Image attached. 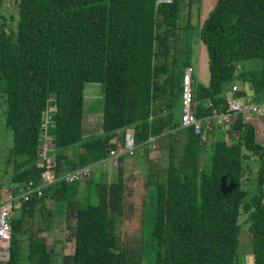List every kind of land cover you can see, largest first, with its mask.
Listing matches in <instances>:
<instances>
[{"label": "trees", "instance_id": "16d2710c", "mask_svg": "<svg viewBox=\"0 0 264 264\" xmlns=\"http://www.w3.org/2000/svg\"><path fill=\"white\" fill-rule=\"evenodd\" d=\"M3 1L0 99L12 132L8 163L13 164L14 193L41 182L39 153L49 107L54 111L46 132L58 178L104 159L115 147L111 139L120 133L124 139V131L131 129L137 147L158 139L165 148L164 174L143 181L141 205L152 212L148 246L155 250L154 264H240L244 226L251 264H264V142H257L253 125L238 114L227 139L213 130L208 172L201 162L205 142L192 129L172 131L179 127L173 111L181 105L193 42L201 46L202 57L191 84L197 118L225 111L228 82L242 85L236 94L246 104L264 102V0H215L209 11L200 7L197 24L191 22V9L201 0L157 6V0H17L16 29L8 32ZM86 83L102 87L103 106L102 134L85 140ZM179 132L185 134L181 149L176 147ZM75 146L80 152L64 153ZM250 161L258 165L255 184L244 188L253 172ZM223 177L226 184H237L229 194L220 191ZM71 186L60 180L42 198L13 211L9 256L0 264H52L53 251L43 233L50 230L53 213L45 199L66 206L74 220L72 251L62 264H145L142 238H132L133 248L125 249L116 232L121 178L98 184L95 203L86 207L68 198Z\"/></svg>", "mask_w": 264, "mask_h": 264}, {"label": "rangeland", "instance_id": "374dc122", "mask_svg": "<svg viewBox=\"0 0 264 264\" xmlns=\"http://www.w3.org/2000/svg\"><path fill=\"white\" fill-rule=\"evenodd\" d=\"M17 0H4L3 4L1 6L2 13L4 17L6 18L5 22V30L8 31H14L16 29V23H17ZM195 4H193L194 6ZM207 8H204L203 11H205ZM210 10V9H209ZM208 10V11H209ZM194 14H195V6H194ZM198 21H192L193 24H197ZM196 27V25H193ZM193 34V41L196 40V32H192ZM191 55L187 57V59L191 62V65H198L201 62V54H200V48L201 46H198L195 42L192 44H189ZM247 65H245V68ZM201 83L202 80H200ZM94 83L86 84L84 92L85 95L89 96L90 92L89 89L92 87ZM96 89H93L94 94L92 95V98L90 102L93 104L91 105V108H89L87 98L84 97V107L83 111L84 114L86 115L85 118L93 119L94 126L96 130L95 132L90 134L91 137H98L101 135V133L98 131L100 129V124H101V113H102V106H103V100H102V89L99 85L95 86ZM225 88V93L224 96L227 99L229 96H234L238 91H242L243 87L238 81H233V82H228L224 85ZM229 89V91H228ZM245 98V97H244ZM245 100V99H244ZM3 100L0 99V184L3 189H7L6 185L10 183V178L13 173V164L8 163V157L10 150L12 148V132L10 129H8L5 125V119L4 115L2 113L3 108ZM182 117V107L181 105L176 106L174 111H173V122L174 124H178L181 121ZM260 122L263 123L264 125V118L260 117ZM251 123V122H250ZM253 123V122H252ZM251 123V124H252ZM256 123V121H255ZM253 125V124H252ZM253 127L255 128V132L257 134V142L263 143L264 142V133L258 127L254 124ZM216 135L217 133H220L222 136L224 135V139H227L226 131H222L220 129H215ZM220 130V131H218ZM178 131V130H176ZM214 131L206 134V142H205V148L204 152L201 155V162L205 166L203 167L206 172L209 171L210 169V157H211V152H212V134ZM84 138L88 136H83ZM177 138V143L176 147L177 148H182L184 143H185V134L179 132L176 135ZM212 138V139H211ZM160 145L157 144L156 150L153 152V156H156L158 159L153 163L152 168L156 170V172L159 175L164 174V167H165V161H164V146L163 143L160 141ZM77 147V146H75ZM70 149L74 150V147H71L67 150L64 151L66 152ZM152 150V149H151ZM158 151V152H156ZM162 153V154H161ZM129 161L135 162L136 167L134 164L130 165L127 167V173L132 174L134 176V179L132 181H138V183H142L143 180H149L148 174L150 171L154 170H149V165L147 164V160L143 157L142 153L139 154L137 157H130ZM111 166L108 161H105L103 164H97L93 166V176L90 182L87 181H77L76 183L72 184V188L77 186L78 188L83 187L86 185L88 182V187L91 185H94L97 180V173L96 170L100 169L102 171H105L106 169H109ZM250 167L252 169V174L247 178L248 181L243 182V187L246 188V186H253L255 184V178H256V173L258 169V165L255 162L250 161ZM114 169L116 170V167L112 165V170L114 172ZM107 177V173H106ZM245 179V180H247ZM244 180V181H245ZM142 185V184H141ZM8 191V190H5ZM11 192V191H10ZM76 195V196H75ZM74 196H70L69 199L71 201H77L81 198V205L82 207H86L87 204H90V201L88 200L89 198L86 197V194H81V192H78V194H75ZM52 202V201H51ZM142 211V213H141ZM62 212V214H61ZM66 212L68 211V208L66 206L62 207L60 210V214L58 219L61 220L60 224H57L56 230L52 231L47 237V241L49 244V248L52 249L53 254H52V264H62V257L71 253L72 251V240H73V235H72V228H73V218L69 215H66ZM152 216V212L150 208H145V207H139V208H134V209H128L127 212L124 213V216L121 212L120 217H125L127 221H125L123 224L118 226L117 232L120 234V241L122 244H125V249H131L132 243L131 240L132 238H142L143 245L145 246L144 250V262L145 264H154V254L155 252L153 247L148 246V239H149V234H150V227L153 223V220L149 218ZM37 223V221H36ZM142 234L140 235V233ZM150 247V249H148ZM152 248V249H151ZM250 236L247 232V228L244 226L241 228L240 235H239V247H238V256L239 259L242 261L243 264H251L252 258L250 256ZM245 258V260H244ZM245 261V262H244ZM2 263V262H1ZM240 263V264H242ZM69 264H73L72 261L69 262Z\"/></svg>", "mask_w": 264, "mask_h": 264}, {"label": "built area", "instance_id": "2783aa9c", "mask_svg": "<svg viewBox=\"0 0 264 264\" xmlns=\"http://www.w3.org/2000/svg\"><path fill=\"white\" fill-rule=\"evenodd\" d=\"M194 67H187L184 70L182 78L181 90V107L182 117L177 130L192 129L195 136H199L202 142H206V134L214 129L227 131L229 129L232 118L235 115L241 114L244 120L252 122L253 116H264V102L259 104H246L244 98L229 96L226 99V109L223 113H217L215 110L212 115L197 118L193 111L192 104V75ZM48 111V110H47ZM47 111L45 113V126L44 135L47 130ZM176 131V130H172ZM51 140V139H50ZM49 140V141H50ZM136 149L134 134L128 132L123 139L122 151L119 153L117 150L109 148L108 154L114 160V165L120 155L133 156ZM41 151V150H40ZM52 162L43 161L41 168V182L37 185L28 183L18 193L10 191H3L0 194V260L6 262L9 256V245L11 240V216L14 210L18 209L22 203L28 202L31 199L42 198L45 191H49V187L62 180L67 184H74L77 181H84L91 177L90 166H84L74 169L58 178L52 171Z\"/></svg>", "mask_w": 264, "mask_h": 264}, {"label": "crops", "instance_id": "0c3cea01", "mask_svg": "<svg viewBox=\"0 0 264 264\" xmlns=\"http://www.w3.org/2000/svg\"><path fill=\"white\" fill-rule=\"evenodd\" d=\"M214 1L215 0H201V6H199L197 3H194L195 4L194 5L195 6V14H194V6H192V9H191L192 10L191 22L194 21V20L195 21L199 20L200 7H201V12H205V11H207V10H209L211 8V6L213 5ZM204 8H207V9L205 11H203ZM191 66L195 67V69L197 68L196 64L195 65H191ZM86 84H90L91 85V83H86ZM86 84L84 85V89H85ZM97 85H99V84L94 83L92 85V87L89 89V92H90L89 96L85 95V92L83 93L84 94L83 97L87 98V101H88L87 103L89 105V108H91V105H93L90 102V100L92 98V95L94 94L93 89H96L95 86H97ZM101 89H102V87H101ZM83 107H84V105H83ZM53 111H54V108L53 107H49V109L47 111V127L49 126V116H50L51 112H53ZM85 116L86 115L84 114V111H83L81 135H82V138L86 140L88 138H91L90 134L94 133L95 132L94 130H96V128L94 126L93 119L88 118V115H87V119H86ZM101 116H102V113H101ZM262 117L264 118V116H262ZM251 121L253 122V123L252 122L251 123L253 125L255 124L258 127V129H260L261 131L263 130V128H264L263 126L264 125H263V123L260 122V117L258 118L256 116H253ZM255 121H256V123H255ZM98 131L102 134L101 125H100V129ZM124 132L125 133H128V132L133 133L131 129H127ZM83 136H88V137L84 138ZM50 139L51 138H50V136H48L47 133H46V135L43 136L42 145H41V151L39 153V155L41 156V161H42V162L40 161L39 164H38L40 167L43 164L44 160L51 163L52 147L50 146V141H49ZM256 140H257V134H256ZM159 143H160V140H158V139H150V144L147 145L146 147H143V146L142 147H137V145H136V149H135L134 155L133 156L120 155L118 157V159H117L116 165H114V160L111 157H109V154L104 159H102L101 161H98V162H96V163H94L92 165H89L92 175H91L90 178L87 179L88 182L91 181L92 176H93V166H95L97 164H103L105 161H108L111 167L109 169H106L105 171H102L100 169L96 170L98 180H97V182L94 185H91V186L88 187L87 186L88 182H87L85 186L80 187V188H78L77 186L72 188V186H71L72 189L69 190L68 198L70 196H72V195L74 196L75 194H78V192H81V194L82 193L86 194V197L89 198L88 200L90 201V204H94L96 199H97V192H98L97 185L98 184L110 185V184L116 182L117 180H119V178H121L122 183H123V195H122V200L119 203V207L122 209L123 216H124V213L127 212L128 209H131V208L134 209V208L141 207V203L143 201L142 197L145 196V187H144V184H143L144 180L142 181V183H141V181H140V183H138V181H132V179H134V180H136V179L134 178V176L132 174H128L127 173V167H129L132 164H134V166L136 167V163L132 162V161H129V158L130 157H137L139 154L142 153L143 157L148 162L147 164L149 165V170H154V168H152L151 166H153V163L155 161H157L158 159H161V158H157L156 156H153V152L156 150L157 144L160 145ZM110 144L115 145V147L112 148V149H115V150H117V152L120 153L122 151V146H123L122 133H120L118 136H116L113 139H111ZM76 152H80V149L78 147H74V150L73 149L68 150L66 152V154L69 155V156H72L73 153H76ZM156 152H158V151H156ZM112 165L116 167V170L114 169V172L112 170ZM153 172H156V170L150 171L149 174H148V178L149 177H156L157 173H153ZM162 172H163V170H162ZM106 173H107V177H106ZM87 180H84V181H87ZM69 185H72V184H69ZM54 186H55V184L53 186H50L49 187V191H51V189H53ZM6 188L7 189H3L1 187V184H0V194L3 191H5V190H8V191H11L12 193H14V188L15 187H13L10 183H8V185H6ZM51 201L52 200H50V199H45L44 200V206L48 210H51L52 213H53V220H52V225L50 227V230L43 233V235L46 238V240L48 239L47 236L52 231L56 230L57 224L61 223V220H59L58 217H59L61 208L64 207L61 204H55L53 201L52 202ZM77 202L79 204H81V198L79 200H77ZM142 207H145V205H142ZM61 214H62V212H61ZM66 215L71 216V214L69 212H66ZM45 216H46V213H45ZM36 218L39 219V215L38 214H36ZM119 221H121V222L117 225V229H118L119 225L123 224L127 220H126L125 217H119ZM73 228H74V222H73ZM73 228H72V232H73ZM117 233H119V232H117ZM0 262H1V260H0Z\"/></svg>", "mask_w": 264, "mask_h": 264}, {"label": "water", "instance_id": "95a60500", "mask_svg": "<svg viewBox=\"0 0 264 264\" xmlns=\"http://www.w3.org/2000/svg\"><path fill=\"white\" fill-rule=\"evenodd\" d=\"M171 0H157L156 1V6L161 4V3H168ZM234 97H239L242 98L241 94H234ZM237 188V184H235L234 182H230L229 184H226V178L223 177L221 180V184H220V191L223 194H229L231 193L233 190H235Z\"/></svg>", "mask_w": 264, "mask_h": 264}]
</instances>
